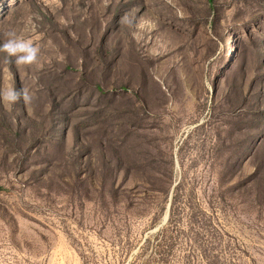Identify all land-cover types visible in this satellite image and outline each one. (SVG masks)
<instances>
[{
	"label": "rangeland",
	"instance_id": "1",
	"mask_svg": "<svg viewBox=\"0 0 264 264\" xmlns=\"http://www.w3.org/2000/svg\"><path fill=\"white\" fill-rule=\"evenodd\" d=\"M9 31L0 264H264V0H0Z\"/></svg>",
	"mask_w": 264,
	"mask_h": 264
},
{
	"label": "clouds",
	"instance_id": "2",
	"mask_svg": "<svg viewBox=\"0 0 264 264\" xmlns=\"http://www.w3.org/2000/svg\"><path fill=\"white\" fill-rule=\"evenodd\" d=\"M125 22H130L125 19ZM7 38L0 41V51L5 53L6 59L19 65H31L35 63L39 55V47L31 39L18 35L15 31L4 34ZM31 96L23 88L9 86L7 89H0V103L6 102L11 107L18 100L29 102Z\"/></svg>",
	"mask_w": 264,
	"mask_h": 264
}]
</instances>
